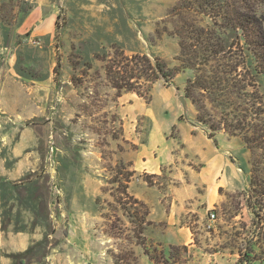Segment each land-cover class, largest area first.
I'll return each mask as SVG.
<instances>
[{
	"label": "rangeland",
	"instance_id": "rangeland-1",
	"mask_svg": "<svg viewBox=\"0 0 264 264\" xmlns=\"http://www.w3.org/2000/svg\"><path fill=\"white\" fill-rule=\"evenodd\" d=\"M179 1L0 0V145L17 128L41 141L36 152L48 164L22 183L1 184L10 202L12 193L16 197L0 215L1 239L31 238L19 247L0 244V264H238L240 251L250 245L252 264H264L246 204L253 163L264 152L241 137L216 134L228 136L225 148L240 179L221 191L223 202L202 225L197 215L187 217L193 246L157 242L148 206L136 204L133 195L134 183L142 180H157L167 190L192 186L193 168H199L180 153L159 179L136 173L132 159L141 145L145 150L154 144L150 133L164 129L172 143L181 142L179 117H194L210 132L185 96L192 71H181L170 84L159 79L146 99L119 92L108 75L121 54L180 67L170 14ZM201 22L212 25L210 19ZM260 93L264 102V82ZM16 112L29 114L17 120Z\"/></svg>",
	"mask_w": 264,
	"mask_h": 264
},
{
	"label": "trees",
	"instance_id": "trees-1",
	"mask_svg": "<svg viewBox=\"0 0 264 264\" xmlns=\"http://www.w3.org/2000/svg\"><path fill=\"white\" fill-rule=\"evenodd\" d=\"M170 14L181 48L180 67L170 69L146 55L121 54L108 70L114 88L146 99L159 79L170 84L190 70L185 96L197 109V121L209 129V138L225 132L264 152V0H180ZM203 18L212 25L203 26ZM229 33L235 34L231 41L225 38ZM252 173L246 204L252 228L259 230L258 244L264 246V154L253 163ZM254 247L240 251L238 264H252Z\"/></svg>",
	"mask_w": 264,
	"mask_h": 264
},
{
	"label": "crops",
	"instance_id": "crops-1",
	"mask_svg": "<svg viewBox=\"0 0 264 264\" xmlns=\"http://www.w3.org/2000/svg\"><path fill=\"white\" fill-rule=\"evenodd\" d=\"M7 94L12 97V91ZM25 114L28 116L29 112ZM15 115L17 120L25 117L18 112ZM175 121L181 142L172 143L167 138L166 130L156 129L148 137L149 142L154 144L145 150L141 145L132 159L133 168L136 173L159 179L165 167L175 164L179 154L183 153L190 157L187 162L189 166L199 167L197 170L193 168V185L187 184L182 190L176 186L167 190L163 183L157 180L152 184L142 180L134 183L133 195L148 206V221L152 224L151 233L157 242L165 246L190 247L193 246V233L186 222L187 217L197 215L198 223L202 225L207 212L223 202L224 194L221 191L229 190L235 183H239L240 169L230 157L229 150L225 148L226 145L229 147L227 135L219 134L215 139H210L207 129L197 124L194 117H179ZM11 131L12 137L0 145V215L16 199L15 193H12L10 202L8 199L11 193L9 194V190L1 184L8 186L10 183H22L23 177L34 173L38 166H48L46 160L40 158V153L36 152L35 147L41 144L39 139L30 137L26 132L19 134L17 128ZM16 133L19 136H16ZM177 150L180 152L177 153ZM30 238L18 235L6 242L0 237V244L19 247L28 245Z\"/></svg>",
	"mask_w": 264,
	"mask_h": 264
},
{
	"label": "built area",
	"instance_id": "built-area-1",
	"mask_svg": "<svg viewBox=\"0 0 264 264\" xmlns=\"http://www.w3.org/2000/svg\"><path fill=\"white\" fill-rule=\"evenodd\" d=\"M211 219H212V220H215V219H216V215H215V213H212V214H211Z\"/></svg>",
	"mask_w": 264,
	"mask_h": 264
},
{
	"label": "water",
	"instance_id": "water-1",
	"mask_svg": "<svg viewBox=\"0 0 264 264\" xmlns=\"http://www.w3.org/2000/svg\"><path fill=\"white\" fill-rule=\"evenodd\" d=\"M182 101L184 102V104L186 103L184 98H182Z\"/></svg>",
	"mask_w": 264,
	"mask_h": 264
}]
</instances>
